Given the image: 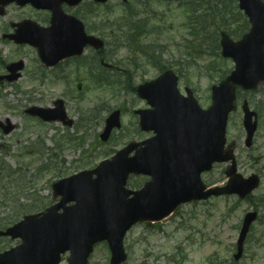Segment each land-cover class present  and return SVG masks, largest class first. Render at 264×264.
<instances>
[{
  "label": "rangeland",
  "instance_id": "374dc122",
  "mask_svg": "<svg viewBox=\"0 0 264 264\" xmlns=\"http://www.w3.org/2000/svg\"><path fill=\"white\" fill-rule=\"evenodd\" d=\"M223 1L226 7L218 6L215 17L207 19V33L211 36L214 26L219 31L232 33L231 37L238 41L249 30L250 24L245 26L247 18L238 10L236 0ZM90 2L85 0L80 10L92 9L91 5L86 4ZM130 3L139 5V12L158 15V20L153 23L160 30L149 38L164 48L163 55L157 53L160 56L158 61L179 76L182 92L187 86L195 88L200 103L206 108L210 106L211 87L230 74L234 69L233 61L223 59L220 52L212 56L215 49L205 33L198 37L192 52L193 56H197L196 52L199 51L201 55L190 58L189 51L185 49V40L194 38L197 31L192 30L185 12L178 8L176 1L169 4L165 0H129ZM229 5L231 9H227ZM96 8L93 7L98 10L99 18L114 16L112 19L117 23L121 22L126 10L120 0H111L109 7L103 5ZM204 8L201 15L205 12ZM29 17L42 25L48 22L45 14L39 15L29 6L22 9L12 6L3 17L0 16V75L6 74L3 63L8 65L24 59L26 66L19 81L0 87V121L8 130L14 125L9 134L0 127V225H14L23 216L44 212L59 201L53 194L54 183L92 170L102 161L111 159L129 142H140L147 138L148 133L136 131L139 126L133 110L148 106L136 96L134 88L155 80L161 74L149 56H136L126 44L116 53L112 43L114 38L107 39L105 33L102 37L107 42L106 58L125 68V74L121 75L123 78H118L119 85L109 87L95 81V75L93 78L87 76V70L94 60L92 57H95L91 53L87 59L47 69L41 65L34 48L18 47L1 36L13 32L10 27L12 22ZM194 58L199 60L198 65H195ZM130 62L139 65L138 72L128 69ZM212 64H217L222 71L227 70L226 75L222 77L223 72L217 67L209 70ZM42 73L45 80L38 78ZM240 95L237 108L229 120L230 146L236 144L240 172L245 177L251 174L261 177L260 188L254 192L251 200L222 197L213 198L208 203L181 206L172 218L159 225L162 228L159 230L135 228L125 240L129 254L127 264H264V207L259 203L260 199H264V85L254 95ZM59 99L65 102L67 115L74 120L73 128L59 122L42 123L25 115V110L31 107L55 108L54 102ZM244 100L250 101L258 115L259 129L252 149L245 147L241 109ZM120 106L124 109L123 127L113 134L114 140L103 143L99 135L104 129L105 120L111 111ZM96 107H100L99 116L90 123L85 122L87 117L92 118L90 111L96 110ZM225 171V164L218 165L214 174L205 178L206 183L213 186L225 184ZM145 182L143 177L131 179L128 188L139 190ZM22 207L25 209L22 210ZM255 210H259L261 219L252 227L242 259L235 261L233 255L243 219L248 212ZM18 245V240L0 239V253ZM109 260V249L102 244L96 248L90 264H109Z\"/></svg>",
  "mask_w": 264,
  "mask_h": 264
},
{
  "label": "water",
  "instance_id": "95a60500",
  "mask_svg": "<svg viewBox=\"0 0 264 264\" xmlns=\"http://www.w3.org/2000/svg\"><path fill=\"white\" fill-rule=\"evenodd\" d=\"M81 1L0 0V14L3 15L4 8L14 2L20 6L31 4L37 9L52 11V28L36 29V24L23 22L17 25V34L12 39L19 44L28 42L39 47L42 60L48 66H53L67 55H81L87 42L96 49L104 46L102 41L82 34L81 23L70 17V26L73 25L79 41H72L68 53L66 52L65 39L58 33L60 23L56 19L61 14L62 4L73 7ZM239 2L240 8L249 17L252 28L240 42H233L223 34V55L235 61L236 70L226 81L213 87L212 108L206 112L198 111L197 114H192L191 119L182 115L183 103L178 106V113L162 115L158 120L153 118L154 113L139 112L143 129L150 127L147 126L148 121L156 120L153 128L157 136L142 144L129 145L118 152L111 161L101 163L92 171H84L54 184V196L61 197L58 204L45 213L26 216L7 232L0 231V237L11 236L23 241L21 246L0 254V264H60L61 255L66 252H70L68 264H88L95 246L101 242H107L109 245L111 264H122L127 260L124 238L134 225L161 221L181 203L208 199L212 195L237 194L245 198L259 186L260 179L257 176L243 179L241 175L236 174L235 166L227 172L231 180L223 188L205 192L206 187L199 179V171L210 169L216 161L228 162L232 157L229 152L224 151V146L228 116L234 108L236 87L253 89L264 81V3L261 0ZM49 32L50 40L47 36ZM38 33L42 35L40 42H36L38 40L34 37ZM54 45L59 46L57 48ZM53 56L54 59L49 61ZM22 69V62L11 65L8 70L12 75L6 78L11 82L16 81L19 76L15 73ZM2 79L4 78L0 77V80ZM166 83H172V88L164 89L166 85H160ZM176 85V76L167 72L157 81L141 86L139 95L156 106L165 91L172 90L177 96ZM56 105L59 109L57 117L50 115L52 110L42 108H34L28 113L47 121L58 119L72 126L73 123L68 121L64 111L63 102L58 101ZM244 112V125L248 134L246 144L251 147L257 130V120L253 122V118H257V115L251 112L247 105L244 106ZM106 124V130L101 136L103 141L109 139L115 128H120L119 112L114 113ZM168 128L172 131H167ZM200 131L211 133L209 137L215 142V150L210 159L201 164L199 161L202 146L187 144L190 139H187V142L185 140L181 146L185 135L192 136ZM170 143L174 145L170 146ZM175 144L179 147L176 152L172 148ZM134 151V156L130 157ZM130 174H151L154 180L140 192H131L126 189ZM256 218L257 213L246 216L238 240V254L235 256L237 260L242 256L248 232Z\"/></svg>",
  "mask_w": 264,
  "mask_h": 264
},
{
  "label": "trees",
  "instance_id": "16d2710c",
  "mask_svg": "<svg viewBox=\"0 0 264 264\" xmlns=\"http://www.w3.org/2000/svg\"><path fill=\"white\" fill-rule=\"evenodd\" d=\"M171 1H174V0H170L168 2H171ZM177 1L179 2V5L182 6L183 12H185L188 18V24L192 27V30L197 31L194 38H198L201 35V33H205V36L208 37V39H211L210 43L214 46V49L219 50V45L217 43L220 37L218 33L219 30L217 29V27L215 28L214 26H212L214 28V31L212 32V35L210 36V34L207 33L208 31L207 26L205 25H206L207 19L209 20L215 17L216 15L215 9H218L219 8L218 6L226 7V5L223 3L224 1L222 0H196L195 2L193 0H177ZM203 6H205L204 8L205 12L201 15L200 11L203 10L202 9ZM227 9H231V5H229ZM210 11L211 13H208ZM136 15H137V18H139L140 12L136 11L132 13L131 10L129 9L125 14V18L128 21H132L133 19H135ZM214 23L215 21H213V24ZM126 26H127L126 31H123L122 37L124 38V40H127L128 42L133 41V43L139 45V42L143 39V37L150 34L148 32L141 33V31H143L142 29L144 28L143 24H137V23L134 24L133 22H128ZM220 26L222 25L220 24ZM130 38H133V40H131ZM136 38L138 39L137 43H136ZM151 47H154V46H151ZM151 50H154V49L151 48ZM8 225H9L8 223L7 224L4 223L0 225V228L2 229L4 227L7 228Z\"/></svg>",
  "mask_w": 264,
  "mask_h": 264
},
{
  "label": "flooded vegetation",
  "instance_id": "af4514ba",
  "mask_svg": "<svg viewBox=\"0 0 264 264\" xmlns=\"http://www.w3.org/2000/svg\"><path fill=\"white\" fill-rule=\"evenodd\" d=\"M67 11H68V10H67ZM38 13H39V12H38ZM29 19H32V18L29 17ZM46 24H47V22H46ZM98 56H99V55H98ZM103 59H104V58H103V56H102V60H103ZM100 63L103 64L102 61H100ZM103 66H104V64H103ZM234 145H236V144H234ZM234 145H233V146H234ZM234 147H235V146H234Z\"/></svg>",
  "mask_w": 264,
  "mask_h": 264
},
{
  "label": "bare ground",
  "instance_id": "6f19581e",
  "mask_svg": "<svg viewBox=\"0 0 264 264\" xmlns=\"http://www.w3.org/2000/svg\"><path fill=\"white\" fill-rule=\"evenodd\" d=\"M13 124L15 123V122H12Z\"/></svg>",
  "mask_w": 264,
  "mask_h": 264
}]
</instances>
